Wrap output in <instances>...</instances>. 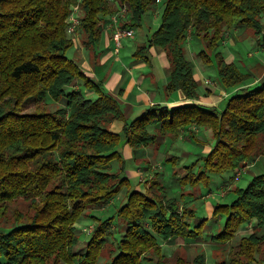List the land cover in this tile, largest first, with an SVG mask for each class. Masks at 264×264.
<instances>
[{
  "label": "trees",
  "instance_id": "1",
  "mask_svg": "<svg viewBox=\"0 0 264 264\" xmlns=\"http://www.w3.org/2000/svg\"><path fill=\"white\" fill-rule=\"evenodd\" d=\"M157 3L0 0V264H187L182 256L169 259L160 239H198L208 218L191 224L187 217L194 210L168 197L162 182L131 189L119 149L122 134L139 149L190 126L209 127L216 142L205 167L213 173L236 172L264 155V79L230 95L222 108L202 104L195 101L199 85L186 55L189 37L197 36L204 45L200 57L216 64L223 85L244 83L248 74L219 46L229 29L244 27L264 47V0H166L159 27L134 56L148 62L151 49L161 47L171 66L167 92L182 90L191 101L157 103L132 120L104 81L91 78L68 55L75 40L67 29L76 6L83 11L76 32L82 30L85 46L96 49L110 17L125 11L123 27L137 29ZM116 120L124 121L122 133L110 127ZM115 160L121 163L117 171L110 168ZM181 180L197 184L201 176L189 171ZM124 187L129 193L119 221L94 217L98 222L78 251V220ZM234 192L231 203L213 211V217L225 218L211 240L230 242L244 231L234 252L243 258L215 264H264V172ZM191 264H207L205 254Z\"/></svg>",
  "mask_w": 264,
  "mask_h": 264
},
{
  "label": "rangeland",
  "instance_id": "2",
  "mask_svg": "<svg viewBox=\"0 0 264 264\" xmlns=\"http://www.w3.org/2000/svg\"><path fill=\"white\" fill-rule=\"evenodd\" d=\"M165 1L166 0H161L154 9L147 12L143 25L137 28L134 37H124L122 39V45L119 49L120 53H117L120 55H127L131 51L128 46L133 48L136 44L148 41L147 37L152 34L161 23ZM262 21L264 24V19H262ZM120 22L123 26L122 17L120 18ZM77 32L73 36L78 35L79 37L82 33L80 31ZM83 35L84 34H82V37ZM261 36L264 37V30ZM259 37L251 29L241 28L239 31H232L230 39L227 41L226 45L222 46L223 49H220L222 52L224 49L226 50L224 51L225 55L231 53L234 56V63L242 72L248 74L247 80L253 78V76L251 77L249 74L250 71L256 73L258 66L264 64V47L260 45L261 41L259 39H261V37ZM193 44L194 43H190L187 48L190 60L195 63L194 65L196 67L202 66L204 68L207 64L204 63L199 55V52L204 49V46H202L201 49L199 44L196 46ZM124 45L126 46L124 47ZM75 50V47L72 46L68 51V55L73 57L74 55L72 53H74ZM196 55L198 56L195 57ZM207 70L208 76H211L213 79V84L215 83L214 80H216L219 87L231 92L230 95L236 93L237 90L239 91L238 87L241 84L230 87L223 85L219 78L216 64L212 67H207ZM211 91H215V88H212ZM220 91L221 89H219L217 93ZM225 104L226 102L224 103L222 101L220 106L217 107L222 108ZM187 128L184 129L178 137L169 134L160 136L156 143L139 149H134L131 146V149H128L125 135L122 134L123 140L119 149H121L125 155L126 168L124 174L130 179L129 186L131 189H146L151 186L152 182L155 180L162 182L167 188L168 197L178 198L182 205H185V207L190 210H194L195 216L192 219L187 217L191 224L195 225L196 222L201 219L208 218L207 229L204 235L198 239H185L183 237H173L168 241L160 239L164 252L169 259L176 260L178 256H182L187 261V264H191L199 254L203 253L205 254L207 264H215V261L219 260H227L231 263L230 256L235 255L234 252L238 250V244L244 231L230 242L222 243L212 241V235L215 234L218 229H221L225 218L224 216L213 217V211L218 204L231 203L235 197V187H246L254 175L264 171V158H259L257 164H255L257 158L253 162L251 161L248 171L246 169H241L236 172H210L205 167V157L216 142L212 129L205 126H201L199 129L195 126L198 130L192 127ZM122 129L119 130L121 133ZM120 166L121 163L115 160L110 168L113 171H117L121 168ZM189 171L201 176V180L197 184L192 182L185 183L181 180ZM128 193V187H124L107 205L93 209L90 216L78 220L77 232L80 234V241L76 247L78 251L85 248L90 238V233L94 225L98 222L94 217L105 219L114 216V222L117 223L119 221L118 210L120 206L126 202ZM20 203H22V201ZM120 226H122V224H120ZM122 231L123 227L116 231L114 237L115 241L120 238ZM235 256L236 258H243L240 254ZM153 258L157 259V256ZM102 261L103 260H101L100 263H102ZM153 263L155 262L148 264Z\"/></svg>",
  "mask_w": 264,
  "mask_h": 264
},
{
  "label": "crops",
  "instance_id": "3",
  "mask_svg": "<svg viewBox=\"0 0 264 264\" xmlns=\"http://www.w3.org/2000/svg\"><path fill=\"white\" fill-rule=\"evenodd\" d=\"M127 18L129 19L130 16ZM262 19H264V14ZM124 21H126V18L123 19V22ZM119 23L121 24L120 21ZM111 24L112 21L110 17V20L105 22L102 39L100 45L96 49H91L85 46V34L82 30H80V32H82L81 35L79 37L78 35L74 36V47L76 49L74 53H72L74 56H69L75 59L84 69V71L90 75L91 78L97 81H104L107 91L114 95L121 102L125 117L128 120H132L133 118L141 115L152 105L157 103L173 106L183 102L191 101L190 99L186 98L182 90H177L171 93L167 92L166 85L171 74V66L166 52L161 47L154 46L151 49L150 61L148 62L140 61L134 56V52L140 43L136 44L133 48L128 46V48L131 50L129 54L120 55V51L119 53L115 52V42L112 37L113 26ZM241 28L244 29V27L229 29L225 33L224 39L221 41L219 50L223 49V45H226L227 41L231 37L232 31H239ZM136 30L137 29H135V34ZM82 34H84L83 37ZM190 43H194L193 45L195 46L199 44L201 49L202 46H204L199 37H189V41L186 44V55L189 59L190 57L187 48ZM125 46L126 45H124V47ZM224 51L226 50L224 49ZM197 56L198 55L195 57ZM225 56L228 61L234 60V56L231 53H228ZM212 66H214V64L204 66V68L202 66H195L194 74L199 85V98L195 101L209 106H220L222 101L225 103L231 92L219 87L216 80H214V84L207 82V80H213L211 76H208L207 72V67ZM249 74L251 77L253 76V78H250L244 84H241L238 87L239 90L259 83L264 79V64L258 66L256 73L250 71ZM212 88H215V91H211ZM219 89H221V91L217 93ZM88 94L93 96L94 93L89 91ZM123 125V120H116L112 122L111 129L118 132L123 128ZM190 127L195 130L200 128L197 127V129L195 126ZM126 146L128 149H131L128 143ZM259 158H264V155L258 157L256 159L257 161H255V164H257ZM249 165L244 169L248 171L250 169Z\"/></svg>",
  "mask_w": 264,
  "mask_h": 264
},
{
  "label": "built area",
  "instance_id": "4",
  "mask_svg": "<svg viewBox=\"0 0 264 264\" xmlns=\"http://www.w3.org/2000/svg\"><path fill=\"white\" fill-rule=\"evenodd\" d=\"M161 0H157V2H160ZM83 11L79 8V6L75 7V11L72 13V15L69 18L70 25L67 29V32L69 35L73 36L76 33V29L78 25L81 22ZM126 12L120 11L116 15L111 17L112 26H113V39L115 42V52H119V49L122 45V39L124 37H134L135 36V29L132 28H124L122 24L119 23L120 18L125 17ZM208 83H212L213 81L207 80Z\"/></svg>",
  "mask_w": 264,
  "mask_h": 264
}]
</instances>
